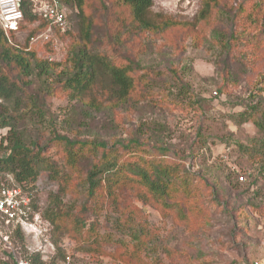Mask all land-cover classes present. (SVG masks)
Returning <instances> with one entry per match:
<instances>
[{
	"label": "rangeland",
	"instance_id": "374dc122",
	"mask_svg": "<svg viewBox=\"0 0 264 264\" xmlns=\"http://www.w3.org/2000/svg\"><path fill=\"white\" fill-rule=\"evenodd\" d=\"M111 1L88 0L86 14L94 25L90 39L84 22L74 21L69 38L54 46L51 60L64 61L73 44H86L91 54L112 64L116 49V54L157 73L147 78L151 85L140 84L139 94L127 103H117L101 86L82 99L57 89L45 97V119H25L21 131L29 142L43 145L60 134L113 147L135 138L140 126L164 125L155 137L192 175L215 184L219 201L211 204L203 220L183 222L150 197H144L148 204L142 203L130 187L115 193L117 204L106 194L87 199L83 175L67 172L56 148H48L60 178L43 172L32 193L31 218L41 233L27 237L19 251L17 228L0 221V264L10 261L11 253L29 259L35 255L29 248L40 250L47 264H63L68 257L71 264H173L172 255H182L178 264H264L263 135L252 122L241 124L236 118L251 107L264 110V28L251 26L238 12L241 6L252 11L260 0H153V16L182 24L164 34L135 29L127 9L109 10L106 16L104 8ZM208 5L209 14L202 20L199 14ZM28 31H17V39L23 42ZM44 81V76L33 80L35 94L44 92ZM132 156L148 157L133 151L127 160L133 161ZM90 161L81 164L83 174L91 169ZM66 173L69 181L63 178ZM0 182L13 184L10 177ZM212 191L206 189L207 203ZM142 227L150 237L149 249L135 258L122 255L121 242L132 238L129 228L133 232Z\"/></svg>",
	"mask_w": 264,
	"mask_h": 264
},
{
	"label": "trees",
	"instance_id": "16d2710c",
	"mask_svg": "<svg viewBox=\"0 0 264 264\" xmlns=\"http://www.w3.org/2000/svg\"><path fill=\"white\" fill-rule=\"evenodd\" d=\"M20 1L23 21L18 29L6 32L0 25V178L10 177L13 180V184L6 187L20 189L24 196L31 199L43 172L50 173L54 179L60 178L57 162L52 156H48V148L55 147L56 153L65 161L67 172L83 175L80 182L87 199L106 194L117 204L115 193L130 187L139 193L142 203L148 204L144 197H150L153 203H160V207L175 214L183 222L191 219L203 220L208 215L211 204L219 201L220 194L216 192L215 184L209 183L200 174L192 175L181 158L172 154L155 137L158 135L155 131H161L164 125L157 124L154 128L140 126L139 134L135 138L113 147L103 141L71 140L58 133L47 145L39 140L28 141L20 129L21 123L25 119L32 122L44 120L45 97L56 94L57 89L71 98L82 99L101 86L113 95L117 103H127L132 96L139 94L140 84L145 83L149 87L151 84L147 78L154 79L157 73L142 67L132 57L116 54V49L112 50V64H108L91 54L85 47L86 44H73L64 56V61L51 60L54 46L69 38L74 21L81 19L84 22L86 37L90 39L89 32L94 25L93 19L91 21L86 14L88 0H57L65 14L66 25L64 29L54 26L48 39L41 36L48 31L49 22L35 12L32 0ZM153 5V0H113L109 7L104 8V14L109 10L127 9L131 25L152 34H164L182 25L175 20L162 18L161 15L153 16ZM208 10L209 5L201 10L200 19H206ZM238 12L251 26L264 28V0L256 1L250 12L243 6ZM25 29L29 31L24 41L20 42L17 31ZM216 35L218 38L219 34ZM41 76H44L47 86L44 92L41 91L44 98L42 93L35 94L32 90L33 80ZM142 95L146 96V93ZM93 103L92 106L95 107V102ZM236 118L241 124L252 122L263 135L260 157L264 159V110L251 107L238 113ZM4 129L8 131L4 133ZM152 141L156 145L152 146ZM133 151L147 154L148 157L132 156L133 161H128L126 155ZM86 161L91 162V169L83 174L81 164ZM64 177L69 181L68 173ZM3 185L0 182V187ZM206 189L213 190L208 194L211 197V202L208 203L205 201ZM255 208L258 209L256 206ZM50 221L59 230L57 219ZM80 226L84 227V224ZM16 228L17 242L22 243L19 251H23L28 238L20 226ZM129 231L132 238L130 237V241L121 242L122 255L135 258L141 250L149 249L150 237L143 227L133 232L129 228ZM96 248H99L98 242ZM8 257L10 261L5 264H16L14 254H8ZM17 257L22 256L19 253ZM43 258L38 253L29 260L31 264H47ZM171 258L173 264H178L182 255H172Z\"/></svg>",
	"mask_w": 264,
	"mask_h": 264
},
{
	"label": "built area",
	"instance_id": "2783aa9c",
	"mask_svg": "<svg viewBox=\"0 0 264 264\" xmlns=\"http://www.w3.org/2000/svg\"><path fill=\"white\" fill-rule=\"evenodd\" d=\"M35 12L46 19L50 27L45 35L41 36L48 39L54 26L61 29L65 28V14L61 10L57 0H32ZM23 21V12L20 0H0V25L8 32L16 31L19 24ZM245 180L243 176L240 178ZM32 203L29 197L23 195L20 189L0 187V221L7 226H20L27 237L36 238L41 233V228L37 227V222L31 218ZM32 240V239H31ZM34 254L40 252L34 248H29ZM16 264H31L28 258L17 257ZM63 264H71L68 257Z\"/></svg>",
	"mask_w": 264,
	"mask_h": 264
}]
</instances>
